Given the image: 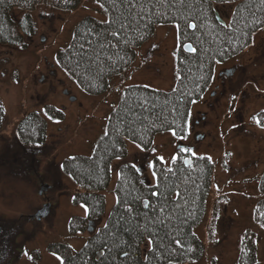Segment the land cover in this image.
<instances>
[{
	"label": "trees",
	"instance_id": "16d2710c",
	"mask_svg": "<svg viewBox=\"0 0 264 264\" xmlns=\"http://www.w3.org/2000/svg\"><path fill=\"white\" fill-rule=\"evenodd\" d=\"M80 2L0 0V43L25 47L27 38L35 32L32 12L38 6L71 9ZM96 2L104 17L82 16L68 43L55 52L66 74L85 92L104 93L114 76L127 77L136 49L154 35L156 25L174 23V81L168 89L141 83L125 85L108 112L105 130L96 139L92 152L62 159L63 172L78 187L72 202L88 209L84 215L69 218L68 230L84 232L88 221L104 219L78 249L61 242L48 243L46 249L59 257V264H170L197 260L203 256L205 246L195 227L206 211L213 161L206 155L180 149L169 163L152 156L149 163L155 176L153 182H148L133 163L123 160L128 154L126 141L148 150L157 133L187 135L191 106L212 83L216 63L241 52L264 25V0H135L133 6L127 0ZM225 2L234 3L227 22L218 18L214 7ZM121 25L123 29L113 36L111 33ZM42 111L54 119L63 116L49 103L43 105ZM252 117L264 120V109ZM3 120L0 100V126ZM46 127L41 113L31 110L18 120L12 134L27 147H42ZM117 158L123 161L116 167L115 200L105 214L102 190L110 182L111 164ZM34 159L33 154L29 161ZM256 181L260 195L253 205L252 218L264 229V169ZM17 226L12 223L11 231ZM248 230L240 237L236 264H259L256 237ZM125 251L129 253L127 257L123 255Z\"/></svg>",
	"mask_w": 264,
	"mask_h": 264
},
{
	"label": "rangeland",
	"instance_id": "374dc122",
	"mask_svg": "<svg viewBox=\"0 0 264 264\" xmlns=\"http://www.w3.org/2000/svg\"><path fill=\"white\" fill-rule=\"evenodd\" d=\"M233 5V2L216 4L218 18L227 22ZM84 15L104 17L96 0H81L71 9L38 6L32 12L35 32L27 38L25 47L0 43L5 139H11L18 120L31 110L40 112L47 126L45 143L32 148L41 149L32 162L34 171L17 174L0 168V213L9 218L20 215L23 221L6 252L0 240V264H59V257L46 249L48 243H66L73 250L82 245L104 217L91 223L90 232L68 230L69 218L84 215L85 208L71 200L78 187L63 172L62 159L92 152L96 139L105 130L108 112L118 102L125 85L141 83L168 89L173 84L176 25L160 23L154 35L136 49L127 77L114 76L110 89L104 93L90 94L81 89L57 63L55 52L68 43L75 23ZM233 65L237 71L222 84L219 70ZM215 83H218L216 92L210 94ZM47 103L60 109L62 118L44 115L42 108ZM259 109H264V25L254 32L244 51L216 63L212 84L191 106L189 132L185 137H176L171 131L157 133L148 150L126 141L128 154L123 160L133 163L148 182L154 181L149 166L152 156L169 163L177 150L185 147L191 153L208 156L214 163L206 211L195 227L204 243V254L197 260L170 264H236L245 229L253 231L257 259L264 264V229L252 218L253 205L260 195L256 180L264 169V128L252 117ZM26 153L30 158L33 152L27 149ZM123 160L112 161L110 182L102 190L105 214L114 203L116 167ZM46 204L49 208L46 216L40 220L31 216Z\"/></svg>",
	"mask_w": 264,
	"mask_h": 264
},
{
	"label": "flooded vegetation",
	"instance_id": "af4514ba",
	"mask_svg": "<svg viewBox=\"0 0 264 264\" xmlns=\"http://www.w3.org/2000/svg\"><path fill=\"white\" fill-rule=\"evenodd\" d=\"M235 65L233 66H226L223 67L221 70H219L218 74L220 77H222L223 81L222 84H224L225 79L228 76H231L235 74L237 71L235 69ZM232 76V77H233ZM218 87V83L213 84V89L209 91L210 94H214L216 92V88ZM222 87L220 88L219 92H221ZM3 126H0V142L3 141L2 147L3 150L1 151L0 149V168L2 167L4 170H7L9 172H14L17 174L20 173H31V171L35 170V167L33 166L32 162L29 161L30 158L27 157V149L33 151V153H30V155L34 154L35 157L40 155L39 153L41 152V149L38 150L39 148L35 147L34 149L33 146L27 147L25 144L19 142L16 137L13 136V132H11V139L7 141L5 138L7 136H4L2 133ZM197 135H201L198 134ZM36 159V158H35ZM34 159V160H35ZM28 163H30L33 167H29ZM45 204V203H44ZM48 207V204H47ZM38 210V209H37ZM49 211V208L47 210V213ZM37 212V211H36ZM28 217V216H27ZM26 217V218H27ZM21 220V221H20ZM15 224L18 225L14 231H11V225ZM22 218H9L6 217L5 214L0 213V240H1V245L2 248L7 250V248L11 246V237L12 239L19 233L18 229H21L22 226ZM21 232V231H20Z\"/></svg>",
	"mask_w": 264,
	"mask_h": 264
},
{
	"label": "snow or ice",
	"instance_id": "6c2138e0",
	"mask_svg": "<svg viewBox=\"0 0 264 264\" xmlns=\"http://www.w3.org/2000/svg\"><path fill=\"white\" fill-rule=\"evenodd\" d=\"M127 2L129 3L130 6H133L134 3H135V0H127ZM209 2H210V0H209ZM112 23H115V21H112ZM188 26H189V27H193V28L196 27V25H194V24H189ZM123 27H124V26L121 25V29H117L116 31L112 32L111 34H112L113 36L118 35V34H119V31L122 30ZM50 119H51V117H50ZM253 119H255L256 122H257L258 124H262V125H264V120L259 119V118H256V117H254ZM160 159H163V158H160ZM149 166L152 167L153 165L150 164ZM133 167H135V165H133ZM153 175L155 176V173H153ZM153 195H158V193H153ZM145 207H148V205L145 204ZM87 211H88V209L85 208V212H87ZM129 211H131V209H129ZM105 227H107V225H105ZM150 242H151V241H150ZM177 243H179V241H177ZM109 251H110V250H109ZM123 255H124L125 257H127V256L129 255V253L125 251V252H123Z\"/></svg>",
	"mask_w": 264,
	"mask_h": 264
},
{
	"label": "water",
	"instance_id": "95a60500",
	"mask_svg": "<svg viewBox=\"0 0 264 264\" xmlns=\"http://www.w3.org/2000/svg\"><path fill=\"white\" fill-rule=\"evenodd\" d=\"M188 163H189V160L186 161V164H188ZM46 213H47V209L46 208L45 209L43 208L40 211L36 212L33 216L35 218L39 219L40 217L44 216Z\"/></svg>",
	"mask_w": 264,
	"mask_h": 264
}]
</instances>
